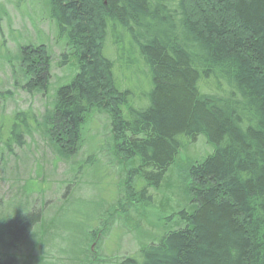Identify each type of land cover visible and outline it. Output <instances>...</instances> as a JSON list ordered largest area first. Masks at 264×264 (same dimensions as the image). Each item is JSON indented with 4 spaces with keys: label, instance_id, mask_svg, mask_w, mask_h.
Returning a JSON list of instances; mask_svg holds the SVG:
<instances>
[{
    "label": "trees",
    "instance_id": "1",
    "mask_svg": "<svg viewBox=\"0 0 264 264\" xmlns=\"http://www.w3.org/2000/svg\"><path fill=\"white\" fill-rule=\"evenodd\" d=\"M40 13L64 42L57 66L73 73L44 122L15 114L8 139L22 147L36 129L67 163L88 117L108 113L112 148L130 163L135 207L155 210L151 191L170 195L166 232L95 264H264V0H47ZM18 54L15 85L47 92L50 46ZM200 136L212 152L188 164V196L171 186L174 167ZM45 203L0 218V264L47 248L37 237L50 228ZM128 208L121 223L152 227L144 210L131 216Z\"/></svg>",
    "mask_w": 264,
    "mask_h": 264
},
{
    "label": "rangeland",
    "instance_id": "2",
    "mask_svg": "<svg viewBox=\"0 0 264 264\" xmlns=\"http://www.w3.org/2000/svg\"><path fill=\"white\" fill-rule=\"evenodd\" d=\"M46 1L0 0V218L5 221L23 212L31 213L46 202L44 212L50 214L44 225L50 227L49 232L37 237L47 243V248L29 258L22 257L19 264H95L101 257L127 256L166 232L164 219L170 213L163 209L170 195L151 191L155 210L135 207L130 200L135 182L130 163L119 149L112 148L108 113L88 117L83 145L67 163L57 158L36 129L24 136L22 147L8 139L9 120L15 114L30 112L38 122H44L43 115L51 107L57 87L66 85L73 73L72 69L57 66L56 58L63 53L64 42L55 37L53 23L40 16ZM40 45L50 46L54 59L52 78L47 92H29L15 85L14 65H18L21 46ZM211 152L202 136L186 147L174 167L177 182L173 180L171 186L177 185L189 196L182 180L187 166ZM125 206L131 216L144 210L152 227L148 229L145 219L136 231L121 223ZM99 212L102 216L97 218Z\"/></svg>",
    "mask_w": 264,
    "mask_h": 264
}]
</instances>
